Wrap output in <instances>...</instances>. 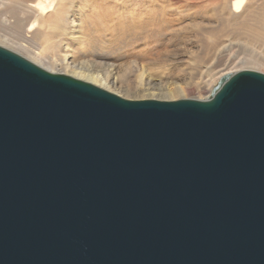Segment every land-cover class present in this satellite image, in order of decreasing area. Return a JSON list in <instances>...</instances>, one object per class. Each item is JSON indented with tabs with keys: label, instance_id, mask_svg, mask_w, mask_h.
<instances>
[{
	"label": "water",
	"instance_id": "water-1",
	"mask_svg": "<svg viewBox=\"0 0 264 264\" xmlns=\"http://www.w3.org/2000/svg\"><path fill=\"white\" fill-rule=\"evenodd\" d=\"M0 264H264V73L130 100L0 46Z\"/></svg>",
	"mask_w": 264,
	"mask_h": 264
},
{
	"label": "rangeland",
	"instance_id": "rangeland-1",
	"mask_svg": "<svg viewBox=\"0 0 264 264\" xmlns=\"http://www.w3.org/2000/svg\"><path fill=\"white\" fill-rule=\"evenodd\" d=\"M32 1L15 0L0 11L1 45L27 59L42 51L44 64H60L68 21L78 20V8L89 13L88 7L97 4L95 19L101 22L93 25L101 23L100 33L84 31L86 44L72 42L70 58L79 66L111 73L113 80H120L118 91L130 100L169 96L159 88L170 83L184 88L175 100H201L210 97L224 74L253 69L264 73V0H251L236 15L229 11L231 0H60L56 18L68 27L66 32L54 29V22L31 30L34 19L25 6ZM142 74V90H150L139 87Z\"/></svg>",
	"mask_w": 264,
	"mask_h": 264
},
{
	"label": "bare ground",
	"instance_id": "bare-ground-1",
	"mask_svg": "<svg viewBox=\"0 0 264 264\" xmlns=\"http://www.w3.org/2000/svg\"><path fill=\"white\" fill-rule=\"evenodd\" d=\"M14 1L13 0H1L0 11H5L7 9L6 7L12 5V2H14ZM250 1L251 0H231L230 5H229L230 13L233 15L242 13L245 10V8L249 7ZM80 4H81V2H80ZM60 6H61L60 0H33L31 3L27 4L25 7L29 10L31 17L34 19V22L29 24L30 29L35 30L39 24H43V23H47L48 26H51V23L54 22V24H53L55 26L54 29L62 30V31L65 30V32H66V30H68V27H66L64 29V26L62 25V20L61 19L58 20L56 18L57 11H58ZM4 8H6V9H4ZM88 8L90 10V12H89L90 15L87 11L83 10L80 7V9L78 8V11H77L79 13L78 20L72 19V20L68 21V24L70 25L69 33H67V34L65 33V36H67V37L64 40V44H63L66 52H64L63 58L61 59L62 60L61 63L59 62L60 64H58L57 62H54L51 64L49 63V65L44 64L45 60H43L44 58H43V52L42 51L37 52L35 56L32 55V58H29V59H30V61H32L35 64L49 70L50 72L57 73L55 70L56 69L55 67H60L61 71H62L60 74H65V75L71 76L73 78H76L78 80L88 82V83L93 84L95 86H98L104 90H107L111 93H114V94H116L122 98L129 99L128 97H124L123 95H121L120 91H118L120 89V87H118V85L121 84L120 80L116 77H115L116 80L115 79L113 80L112 79L113 75L111 73L109 74V73L96 71L94 69H91L88 66H85L84 64L79 66L80 64H77L76 60L73 57L70 58L71 53L69 52V50L72 48V47H70L72 42L74 43L75 46H84L86 44V40L84 39V37H85L84 31H92V33H97V34L100 33L101 29H100L99 25L101 23L98 25L97 24L93 25V22H95V20H96V23L99 21L101 22V19H99L98 17L95 19V17L99 14L98 13L99 11H97L99 9V6H97V4L92 3V5H90ZM132 11H134V10H132ZM2 14H0L1 17H2ZM5 23H6V21H5ZM173 23H174V21H173ZM171 25H172V27L174 26V24H172V22H171V24H169V27ZM108 26H105V27H108ZM89 27H91V29H89ZM88 37H89V35H88ZM0 39H3V38H0ZM1 44L2 43H0V46L4 47V45H1ZM70 59H71V62H69ZM45 65H47V66H45ZM253 70H256V69H253ZM240 71H242V70H240ZM237 72H239V71H237ZM228 74H233V73H228ZM225 75H227V74L222 75L219 79H217V81L219 82V80L221 78H223ZM143 78H144V74H142V78L140 80V86L139 87H141V90H142V87L145 86ZM112 86H114V88H112ZM116 88H118L116 91L111 90V89H116ZM145 90H150V88H143L142 91H145ZM159 90H160V92L166 91L169 96H159V97L155 98V95L152 94L150 97H141V98L139 97V99L133 98V100H147L145 98H152V100L174 101L175 98L177 97L175 95V93L183 91L184 88L180 85L175 86L174 84L170 83L167 87H165L163 89L159 88ZM207 98H209V97H206L205 99H201V100H206Z\"/></svg>",
	"mask_w": 264,
	"mask_h": 264
}]
</instances>
